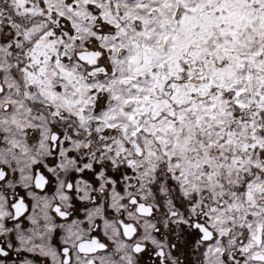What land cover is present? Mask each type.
Here are the masks:
<instances>
[{
  "label": "snow or ice",
  "instance_id": "6c2138e0",
  "mask_svg": "<svg viewBox=\"0 0 264 264\" xmlns=\"http://www.w3.org/2000/svg\"><path fill=\"white\" fill-rule=\"evenodd\" d=\"M0 264H264V0H0Z\"/></svg>",
  "mask_w": 264,
  "mask_h": 264
}]
</instances>
